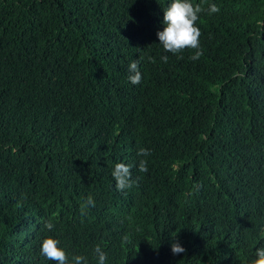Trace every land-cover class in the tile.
<instances>
[{
  "label": "trees",
  "instance_id": "16d2710c",
  "mask_svg": "<svg viewBox=\"0 0 264 264\" xmlns=\"http://www.w3.org/2000/svg\"><path fill=\"white\" fill-rule=\"evenodd\" d=\"M172 2L0 0V264H57L46 238L69 264H98L97 246L106 264H252L264 248V0H189L197 60L159 44Z\"/></svg>",
  "mask_w": 264,
  "mask_h": 264
},
{
  "label": "clouds",
  "instance_id": "9594fccd",
  "mask_svg": "<svg viewBox=\"0 0 264 264\" xmlns=\"http://www.w3.org/2000/svg\"><path fill=\"white\" fill-rule=\"evenodd\" d=\"M202 8L199 5L193 6L189 0H173V2L164 9L163 12V25L162 31L157 32L159 44L163 46L164 51L172 54H178L184 49L196 50L195 54L190 57L192 60H197L203 54L199 45V37L201 31L198 27L194 26L198 20V14L201 13ZM219 8L213 4L209 7V14L218 13ZM162 61L167 62L168 57L164 55L161 57ZM154 62V61H153ZM139 61L133 60L128 67V71L132 73L129 75V81L133 84H139L142 80V75L138 68ZM138 156L147 157L150 152L147 149L141 148L138 150ZM139 171L141 173L147 172V161L141 160L139 163ZM112 176L116 182L118 191L130 189L136 181L132 179L130 166L124 163H117ZM86 203L95 206L92 196L87 198ZM81 214H84V206L81 207ZM47 229L51 230L54 225L48 222L44 225ZM175 237V236H174ZM59 241L53 238H46L43 240L40 247V254L48 260L55 261L57 264H69V260L64 250L59 248ZM171 251L173 255H178L185 252L178 240H174L171 244ZM95 254L98 257V264H106V253L101 250L99 246L95 248ZM74 264H87L86 258L83 256H75L73 258ZM252 264H264V248L256 249V258Z\"/></svg>",
  "mask_w": 264,
  "mask_h": 264
}]
</instances>
